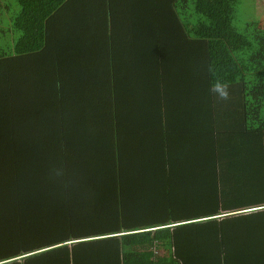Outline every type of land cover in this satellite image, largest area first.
<instances>
[{
	"label": "trees",
	"instance_id": "1",
	"mask_svg": "<svg viewBox=\"0 0 264 264\" xmlns=\"http://www.w3.org/2000/svg\"><path fill=\"white\" fill-rule=\"evenodd\" d=\"M15 2L0 264H264V21L233 23L235 0Z\"/></svg>",
	"mask_w": 264,
	"mask_h": 264
},
{
	"label": "rangeland",
	"instance_id": "2",
	"mask_svg": "<svg viewBox=\"0 0 264 264\" xmlns=\"http://www.w3.org/2000/svg\"><path fill=\"white\" fill-rule=\"evenodd\" d=\"M1 4L4 5L3 8L5 9H0V55H4L9 52L11 44L10 33H8L9 27H11L12 19L19 11V6L15 0H1ZM235 7L233 23L238 21V24H246V27L251 29L256 23L262 24L258 21H264V0H235ZM261 89L263 91L256 95L261 104H264V88ZM164 253V249H160L158 255L161 256Z\"/></svg>",
	"mask_w": 264,
	"mask_h": 264
}]
</instances>
